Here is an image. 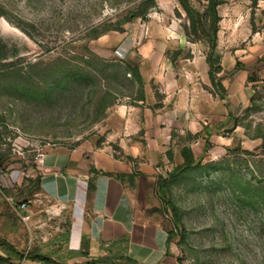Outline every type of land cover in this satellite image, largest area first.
I'll use <instances>...</instances> for the list:
<instances>
[{
    "label": "rangeland",
    "instance_id": "1",
    "mask_svg": "<svg viewBox=\"0 0 264 264\" xmlns=\"http://www.w3.org/2000/svg\"><path fill=\"white\" fill-rule=\"evenodd\" d=\"M156 3L0 0V264L61 255L70 213L40 185L53 151L89 170L110 156L132 172L109 175L143 177L147 216L173 234L170 264H264V73L253 63L264 10L218 5L222 99L208 42L179 0ZM191 3L209 27V0ZM237 62L248 68L234 72ZM184 146L199 163L179 173Z\"/></svg>",
    "mask_w": 264,
    "mask_h": 264
},
{
    "label": "crops",
    "instance_id": "2",
    "mask_svg": "<svg viewBox=\"0 0 264 264\" xmlns=\"http://www.w3.org/2000/svg\"><path fill=\"white\" fill-rule=\"evenodd\" d=\"M257 2L264 10V0ZM259 39L253 63L264 73V35L261 32ZM243 63L242 69L248 68L249 64ZM254 68L251 66L250 70ZM127 111L126 106L117 109L121 117ZM129 125V122L123 124L125 135L130 134ZM142 127L145 125L139 128ZM159 133L162 134L160 127ZM84 165L66 151L50 152L43 160L45 171L40 185L44 194L54 198L57 206L65 205L68 209H63L64 212L70 213L64 240L57 245L61 255L49 256L60 264L92 261L97 264H170L167 230L146 214V180L136 177L130 182L109 175L108 172L114 171L132 172L130 168L119 166L110 156L93 162L92 170ZM73 217L76 219L72 220Z\"/></svg>",
    "mask_w": 264,
    "mask_h": 264
},
{
    "label": "trees",
    "instance_id": "3",
    "mask_svg": "<svg viewBox=\"0 0 264 264\" xmlns=\"http://www.w3.org/2000/svg\"><path fill=\"white\" fill-rule=\"evenodd\" d=\"M179 2L181 3L183 9L185 10L187 17L189 18L190 28L192 33L199 39L208 42L209 51L206 55V61L210 67L209 77L211 79V82L219 92L220 97L222 99H226L227 89L225 85L222 83L221 78L218 76V73L221 70L220 54L217 51L219 21L221 19V16L218 11V5L221 3V0H209V8L211 10L213 17L211 25L209 27H207V25L203 22L200 11L197 10V8L191 3V0H179ZM149 3L152 6H155L157 4L156 0H149ZM6 58H7L6 44L2 40H0V61ZM243 67L244 64H242L241 62H237L234 72ZM208 143H209L208 140H206V144ZM182 156L184 158V164L180 169L179 173L185 172L195 167L199 163L197 162L194 152L190 146H184L182 148ZM117 177L123 179L124 175L119 174ZM36 180H31V181L33 182L36 181V184L39 185L40 177L37 178ZM172 209L175 212V215H177L176 207L173 204H172ZM171 236H173L172 233L169 235V240L171 239L170 238ZM9 248H10L9 253L11 255L13 254V255L21 256V254L18 251H16L11 245H9ZM27 258L29 260H36L38 262H41L42 264H60L47 254L34 253L27 256Z\"/></svg>",
    "mask_w": 264,
    "mask_h": 264
},
{
    "label": "built area",
    "instance_id": "4",
    "mask_svg": "<svg viewBox=\"0 0 264 264\" xmlns=\"http://www.w3.org/2000/svg\"><path fill=\"white\" fill-rule=\"evenodd\" d=\"M0 192H2V184L0 183ZM26 204L24 203L23 206H25ZM76 218L73 217L72 220H75ZM89 264H97L96 262L92 261Z\"/></svg>",
    "mask_w": 264,
    "mask_h": 264
}]
</instances>
